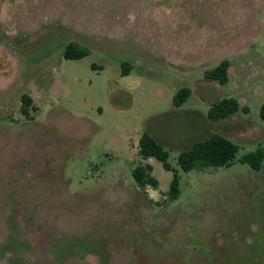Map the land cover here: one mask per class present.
<instances>
[{
    "label": "rangeland",
    "instance_id": "rangeland-1",
    "mask_svg": "<svg viewBox=\"0 0 264 264\" xmlns=\"http://www.w3.org/2000/svg\"><path fill=\"white\" fill-rule=\"evenodd\" d=\"M222 98L239 110L209 121ZM263 103L264 0H0V264H264V157L239 161L264 149ZM145 131L170 170L139 156ZM210 132L232 164L182 170Z\"/></svg>",
    "mask_w": 264,
    "mask_h": 264
},
{
    "label": "trees",
    "instance_id": "trees-1",
    "mask_svg": "<svg viewBox=\"0 0 264 264\" xmlns=\"http://www.w3.org/2000/svg\"><path fill=\"white\" fill-rule=\"evenodd\" d=\"M85 54L82 49H76L73 45L68 44L64 51V57L78 58ZM229 63L227 60L221 61L211 70L205 71V77L220 84H225L228 80ZM188 88L180 89L173 97L172 104L180 106L189 96ZM23 103H27L24 98ZM239 110V104L233 98H222L211 104L207 113V118L211 122H217L234 115ZM247 111L246 107L242 109ZM260 116L264 120V103L260 108ZM238 150L236 144L217 132H210L205 138L196 140L190 146L182 150L178 155V163L182 170L190 171L193 169H204L208 167H220L232 164L235 154ZM138 154L141 158L146 159L153 157L160 161L166 170H170V164L167 160L168 153L162 144L148 132H143L138 140ZM264 157V149L257 147L254 151L244 154L239 161L249 164L254 169H260ZM149 164H140L133 168L132 175L137 185L142 189H156L157 180L151 174ZM179 195L178 179L174 172L171 180L168 199L175 200Z\"/></svg>",
    "mask_w": 264,
    "mask_h": 264
},
{
    "label": "crops",
    "instance_id": "crops-1",
    "mask_svg": "<svg viewBox=\"0 0 264 264\" xmlns=\"http://www.w3.org/2000/svg\"><path fill=\"white\" fill-rule=\"evenodd\" d=\"M230 117H231V116H230ZM228 118H229V117H228ZM43 264H44V263H43ZM48 264H63V263H53V262L50 263V262H49ZM65 264H66V263H65ZM67 264H75V263H74V261H71V262H69V263H67Z\"/></svg>",
    "mask_w": 264,
    "mask_h": 264
}]
</instances>
